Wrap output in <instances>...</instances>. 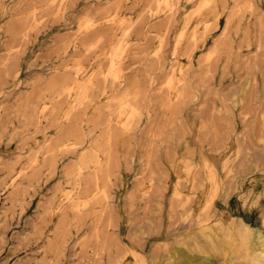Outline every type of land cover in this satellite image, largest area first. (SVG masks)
Instances as JSON below:
<instances>
[{
    "label": "rangeland",
    "instance_id": "obj_1",
    "mask_svg": "<svg viewBox=\"0 0 264 264\" xmlns=\"http://www.w3.org/2000/svg\"><path fill=\"white\" fill-rule=\"evenodd\" d=\"M239 217L264 231V0H0V264H168Z\"/></svg>",
    "mask_w": 264,
    "mask_h": 264
},
{
    "label": "bare ground",
    "instance_id": "obj_2",
    "mask_svg": "<svg viewBox=\"0 0 264 264\" xmlns=\"http://www.w3.org/2000/svg\"><path fill=\"white\" fill-rule=\"evenodd\" d=\"M85 36L87 35L85 34ZM239 218L238 221L223 219L220 225V228L222 227V230H220L222 238H219L217 231L214 233L207 228H200L206 243L199 242L194 238L191 239V242L180 238L179 243L172 245L168 249L165 260L168 264H212L211 257L207 253L210 250L215 251L217 249L216 245H222L226 249L225 254L227 255L239 253V261L236 264H264V231L258 226H252L241 217ZM222 246L220 247L222 248ZM208 248L210 249L207 252ZM158 264H163V261Z\"/></svg>",
    "mask_w": 264,
    "mask_h": 264
}]
</instances>
